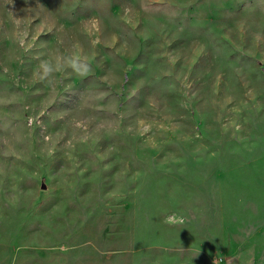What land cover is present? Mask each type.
<instances>
[{"label":"rangeland","instance_id":"374dc122","mask_svg":"<svg viewBox=\"0 0 264 264\" xmlns=\"http://www.w3.org/2000/svg\"><path fill=\"white\" fill-rule=\"evenodd\" d=\"M0 264H264V0H0Z\"/></svg>","mask_w":264,"mask_h":264},{"label":"clouds","instance_id":"9594fccd","mask_svg":"<svg viewBox=\"0 0 264 264\" xmlns=\"http://www.w3.org/2000/svg\"><path fill=\"white\" fill-rule=\"evenodd\" d=\"M183 222V217L177 216L176 214L168 216L165 220V223L168 224H182Z\"/></svg>","mask_w":264,"mask_h":264}]
</instances>
